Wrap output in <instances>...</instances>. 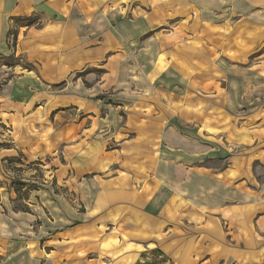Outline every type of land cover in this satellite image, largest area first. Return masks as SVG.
Returning a JSON list of instances; mask_svg holds the SVG:
<instances>
[{
    "label": "crops",
    "instance_id": "1",
    "mask_svg": "<svg viewBox=\"0 0 264 264\" xmlns=\"http://www.w3.org/2000/svg\"><path fill=\"white\" fill-rule=\"evenodd\" d=\"M136 1L0 0V264H264V0Z\"/></svg>",
    "mask_w": 264,
    "mask_h": 264
},
{
    "label": "rangeland",
    "instance_id": "2",
    "mask_svg": "<svg viewBox=\"0 0 264 264\" xmlns=\"http://www.w3.org/2000/svg\"><path fill=\"white\" fill-rule=\"evenodd\" d=\"M158 2H156L157 4ZM114 4V3H113ZM116 5V4H114ZM118 5V6H117ZM115 7L112 6V4L106 3L105 9L109 10L112 8H117L120 9L121 12L126 13L127 15L130 16H135L137 13H145L144 5H145V0H137L136 2L132 4H128L127 2L125 4H117ZM128 5V6H127ZM124 7V8H123ZM123 8V9H122ZM73 117H77L78 115L73 114ZM78 119H76L77 121ZM41 123H44L43 120L40 121V126L42 125ZM31 124H27L26 126L28 127L27 130V137L29 138H36V144L37 145H47V133H45L42 130V126L39 130V128H36L35 124L32 123V129L30 128ZM5 128H2L0 126V132H2ZM9 129V128H6ZM4 130L5 132L7 130ZM10 135H12L11 132H8ZM1 134V133H0ZM16 137L19 138L18 134L16 133ZM4 137H2L3 139ZM6 140L9 139L8 136L5 137ZM21 142L25 141L24 136L20 137ZM74 143V142H72ZM5 146V143H3ZM68 145V144H67ZM71 145V144H69ZM68 145V146H69ZM112 143H109L105 150H112L113 149ZM65 150L66 154L75 153V151H79L80 149H76L74 146L73 147H64V145H57L54 146L50 149V153L48 155H44L43 152L41 151V147L37 146L36 151H41V161H34V162H29L25 155L19 153L17 154L14 158L4 160L0 164V190L2 191V194H5L6 192H17V199L14 201V206L17 208H24L25 207V199L28 198L29 195V190L37 187H42L45 182H44V177L48 175V172H52L56 168H65V169H70L71 167L74 168L75 164L77 163H71L68 165V167H64V156H65ZM69 158V157H68ZM56 159V160H55ZM55 160V161H53ZM68 164V163H67ZM91 176V175H87ZM3 188V189H1ZM19 191V192H18ZM0 202V206H1Z\"/></svg>",
    "mask_w": 264,
    "mask_h": 264
},
{
    "label": "trees",
    "instance_id": "3",
    "mask_svg": "<svg viewBox=\"0 0 264 264\" xmlns=\"http://www.w3.org/2000/svg\"><path fill=\"white\" fill-rule=\"evenodd\" d=\"M19 192V191H18ZM14 209H16V210H26L27 209V207L25 206L24 208H17L16 206H14Z\"/></svg>",
    "mask_w": 264,
    "mask_h": 264
}]
</instances>
